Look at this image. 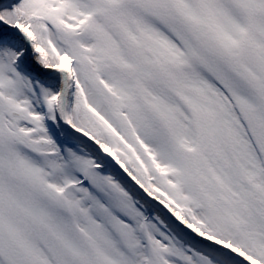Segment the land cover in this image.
<instances>
[{"label":"snow or ice","instance_id":"obj_1","mask_svg":"<svg viewBox=\"0 0 264 264\" xmlns=\"http://www.w3.org/2000/svg\"><path fill=\"white\" fill-rule=\"evenodd\" d=\"M0 264H264V0H0Z\"/></svg>","mask_w":264,"mask_h":264}]
</instances>
